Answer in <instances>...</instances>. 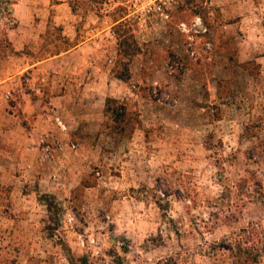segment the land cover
<instances>
[{"label":"rangeland","instance_id":"374dc122","mask_svg":"<svg viewBox=\"0 0 264 264\" xmlns=\"http://www.w3.org/2000/svg\"><path fill=\"white\" fill-rule=\"evenodd\" d=\"M58 1L0 10V73L26 53L14 40L29 6L35 24L48 17L30 28L43 36L36 56L66 47ZM65 1L78 35L110 28L121 49L139 47L129 72L142 54L148 80L129 88L146 102L131 100L140 125L117 144L104 116L77 147L71 186L49 190V176L44 191L0 184V264H230L217 244L264 218V0ZM195 16L206 31L181 30ZM121 60L117 51L114 66Z\"/></svg>","mask_w":264,"mask_h":264},{"label":"crops","instance_id":"0c3cea01","mask_svg":"<svg viewBox=\"0 0 264 264\" xmlns=\"http://www.w3.org/2000/svg\"><path fill=\"white\" fill-rule=\"evenodd\" d=\"M54 5L65 9L54 18L60 19L66 47L36 56L43 36L40 29L33 34L30 28L41 26L48 17L35 24L34 15L40 14L29 6L31 11L24 17L32 22H25L28 28L19 31L14 40L15 52L26 48V53L15 54L13 74L0 73V184L10 183L14 190L37 182L44 191L48 176L49 190L58 193L71 186L81 162L77 147L89 145L87 138L92 140V133L101 130L106 98L133 99L138 106L146 102L145 91L139 88L130 93L129 88L136 78L142 86L148 80L147 68L139 66L142 54L132 58L128 82L116 78L112 69L118 39L113 30L103 29L102 35L89 30L80 36L77 16L67 2L59 0ZM126 93L133 97H120ZM55 117L62 119L63 128L55 123ZM55 142L62 147L56 148ZM69 143L76 149H70ZM47 149L52 150L45 159Z\"/></svg>","mask_w":264,"mask_h":264},{"label":"trees","instance_id":"16d2710c","mask_svg":"<svg viewBox=\"0 0 264 264\" xmlns=\"http://www.w3.org/2000/svg\"><path fill=\"white\" fill-rule=\"evenodd\" d=\"M93 2L99 6L104 4L103 0H93ZM14 3V0H0V10L10 12ZM71 8L74 12L73 7ZM119 9L123 10L122 7H119ZM124 42L126 40L118 42V55L124 56L126 60H121L120 65L118 61L112 72L116 78L128 81L130 78L129 61L140 50L136 44L132 45L130 43L127 45V49H121ZM103 111L105 116L104 125L108 128L109 134L113 136L115 144L123 138L130 137L135 128L140 125L139 113L135 103L130 99L107 97ZM259 148L264 154V140L260 141ZM217 250H223L227 253L230 264H257L264 257V218L250 221L247 225L232 233L230 238L222 239L217 244ZM71 264L75 263L72 262Z\"/></svg>","mask_w":264,"mask_h":264},{"label":"built area","instance_id":"2783aa9c","mask_svg":"<svg viewBox=\"0 0 264 264\" xmlns=\"http://www.w3.org/2000/svg\"><path fill=\"white\" fill-rule=\"evenodd\" d=\"M180 28L181 30L183 31H186V32H191L193 30V32H205L206 31V27L203 25V22L201 20V18L199 16H195L191 23H190V27H188L186 25V23H181L180 24ZM56 121L58 123V125L63 128L64 125L62 124V122L59 121L58 118H56ZM55 145L58 147V148H61L62 147V144L60 142H56ZM69 148L73 149L75 148V145L73 143H69L68 144Z\"/></svg>","mask_w":264,"mask_h":264}]
</instances>
